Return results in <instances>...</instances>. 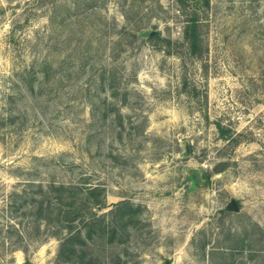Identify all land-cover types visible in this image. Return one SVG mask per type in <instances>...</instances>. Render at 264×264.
<instances>
[{
    "label": "rangeland",
    "instance_id": "1",
    "mask_svg": "<svg viewBox=\"0 0 264 264\" xmlns=\"http://www.w3.org/2000/svg\"><path fill=\"white\" fill-rule=\"evenodd\" d=\"M186 16L0 0V264H70L72 186L95 264H264V0H211L201 57Z\"/></svg>",
    "mask_w": 264,
    "mask_h": 264
},
{
    "label": "trees",
    "instance_id": "2",
    "mask_svg": "<svg viewBox=\"0 0 264 264\" xmlns=\"http://www.w3.org/2000/svg\"><path fill=\"white\" fill-rule=\"evenodd\" d=\"M182 12L187 16L186 23L184 26V38L187 42L188 49L191 54L198 57L203 56L207 49L206 38H205V21L204 16L206 15V10L210 6L211 0H176ZM160 35V32L157 33ZM221 127V126H220ZM97 187V186H96ZM96 187L90 188L88 192L90 195L87 197H82V201L78 202L77 195L80 191L76 192V187L72 186L69 188L74 194L73 200L70 202V207L66 211V218L70 221L69 233L61 237L58 258L63 262H68L70 264H95V257L91 255L87 248H85L86 240L92 238L98 229L102 228L103 215L94 210L89 212L85 210L84 203L89 201L97 190ZM85 198V199H84ZM92 204H97L100 208L104 205V202H99L94 200ZM120 208H128L129 202L122 201L119 203ZM118 206V205H117ZM44 208L43 203H41L40 211ZM113 211V210H111ZM61 213V211H60ZM123 214V215H124ZM77 220V224H76ZM127 221H125L126 225ZM110 233L113 234L116 230L113 225L110 226ZM113 239V238H112Z\"/></svg>",
    "mask_w": 264,
    "mask_h": 264
},
{
    "label": "water",
    "instance_id": "3",
    "mask_svg": "<svg viewBox=\"0 0 264 264\" xmlns=\"http://www.w3.org/2000/svg\"><path fill=\"white\" fill-rule=\"evenodd\" d=\"M153 33V32H152ZM231 205L233 206V208L238 209L239 208V204L238 201L236 199L232 200Z\"/></svg>",
    "mask_w": 264,
    "mask_h": 264
}]
</instances>
